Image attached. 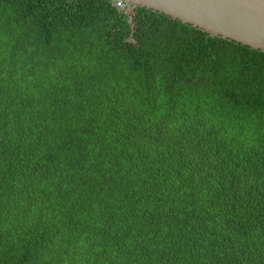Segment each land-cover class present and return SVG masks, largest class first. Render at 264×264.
I'll use <instances>...</instances> for the list:
<instances>
[{"label":"trees","instance_id":"1","mask_svg":"<svg viewBox=\"0 0 264 264\" xmlns=\"http://www.w3.org/2000/svg\"><path fill=\"white\" fill-rule=\"evenodd\" d=\"M115 3L0 0V264H264V52Z\"/></svg>","mask_w":264,"mask_h":264},{"label":"water","instance_id":"2","mask_svg":"<svg viewBox=\"0 0 264 264\" xmlns=\"http://www.w3.org/2000/svg\"><path fill=\"white\" fill-rule=\"evenodd\" d=\"M264 52V0H123Z\"/></svg>","mask_w":264,"mask_h":264},{"label":"built area","instance_id":"3","mask_svg":"<svg viewBox=\"0 0 264 264\" xmlns=\"http://www.w3.org/2000/svg\"><path fill=\"white\" fill-rule=\"evenodd\" d=\"M116 7L117 8H122L124 9V7L126 6L124 3H123V0H116Z\"/></svg>","mask_w":264,"mask_h":264}]
</instances>
